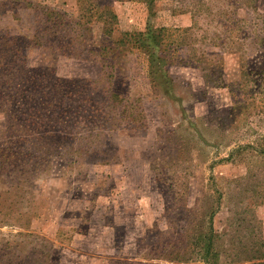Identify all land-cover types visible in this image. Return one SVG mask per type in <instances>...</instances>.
<instances>
[{
	"label": "rangeland",
	"instance_id": "rangeland-1",
	"mask_svg": "<svg viewBox=\"0 0 264 264\" xmlns=\"http://www.w3.org/2000/svg\"><path fill=\"white\" fill-rule=\"evenodd\" d=\"M152 4L0 0V264L264 262V0Z\"/></svg>",
	"mask_w": 264,
	"mask_h": 264
},
{
	"label": "trees",
	"instance_id": "trees-1",
	"mask_svg": "<svg viewBox=\"0 0 264 264\" xmlns=\"http://www.w3.org/2000/svg\"><path fill=\"white\" fill-rule=\"evenodd\" d=\"M97 1V0H95ZM148 2V6L153 7V0H145ZM93 6V5H92ZM95 6L99 8L98 3L95 2ZM49 9V8H47ZM109 14L112 15V18L117 19V16L115 13L109 11ZM59 14L56 11L50 12L51 17ZM71 22L79 23L80 21L72 20ZM71 22H68L71 24ZM168 31L167 27H154L152 24L148 23L146 29L139 30V31H126L123 33V36L121 39H118L114 42H111V44H122L124 46H127L128 48L136 49L143 54H145L148 58L149 64H150V74L153 77V79H162L166 78V80H169V76L167 75V71L165 70V62L168 61V56L163 55V51H165V32ZM75 79H72V81ZM94 82V80H92ZM158 86L161 85L158 81ZM110 96L114 97L121 103L122 97L117 95L116 93H110ZM15 97V96H14ZM72 100V99H71ZM110 102L108 103V105ZM16 106L19 107L18 103L16 102ZM121 113V114H120ZM120 113H114L117 115L128 117L130 120H136V113L128 112V110L122 109ZM138 120V119H137ZM216 234L214 230L210 229L209 232L206 234H200L198 238H196L197 242H202V245L199 248L200 256L203 258V260L208 264H216L217 259L219 257V254L217 253L214 241H215ZM254 264H264V262H257Z\"/></svg>",
	"mask_w": 264,
	"mask_h": 264
}]
</instances>
